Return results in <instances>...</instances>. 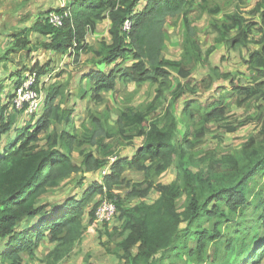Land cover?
I'll return each instance as SVG.
<instances>
[{"label": "trees", "instance_id": "obj_1", "mask_svg": "<svg viewBox=\"0 0 264 264\" xmlns=\"http://www.w3.org/2000/svg\"><path fill=\"white\" fill-rule=\"evenodd\" d=\"M138 1L70 0L44 12L62 15L61 27L52 26L44 17L13 35L7 51L30 53L43 48L68 53L74 61L91 53V68L83 74L89 83L83 92L87 96L91 88V96L99 103L104 101L103 92L117 90L118 81L148 84L155 92L151 100L137 105L127 97L114 124L108 109L89 111L88 125L82 123L81 130L73 131L66 128L72 125L73 111L61 106L66 91L61 82L44 88L42 109L33 125L14 126L18 111L4 117L5 106L0 107V138L12 129L15 132L0 151V241L6 240L1 256L9 264H34L36 248L46 235L50 242H57L48 252L53 258L46 263L56 264L79 241L86 210L94 220L100 201L97 197L114 202L121 232L127 231L110 251L124 264H159L169 252L173 258L166 264H260L264 260V0L257 1L249 12L258 21L244 17L237 9L226 12L222 22L211 20L214 41L230 49L247 47L252 30L261 23L263 26L257 28L261 50L243 56L253 72L251 83L232 84L228 80L231 88L227 91L238 107L255 108L253 119L258 128L236 148L205 150L197 147L210 124L225 121L229 105L222 98L208 103L192 98L183 101L181 118L186 129L181 141L176 140L175 108L184 94L193 92L192 69L214 49L201 50L192 13L200 9L216 15L221 9L207 6L206 0H146L136 8ZM127 18L132 23L125 33L122 24ZM103 19L110 23L109 41L89 44L88 32ZM169 19L182 23L179 60L163 55ZM31 31L45 39L32 42ZM128 56L132 61L125 63ZM114 63L105 71L95 67ZM28 69L35 72V89L40 92L38 81L46 73L44 66L35 62ZM229 75L220 76L228 79ZM20 81L16 80L15 88ZM36 114L27 116L35 118ZM224 123L220 127L233 132L244 121ZM41 135L46 139L44 145L40 144ZM135 137L141 139L136 147L131 143ZM116 145H129L134 151L109 163ZM85 146L94 149L86 150ZM73 151L82 157L79 163L73 162ZM108 164L102 180L87 185L80 195L57 203L40 202L42 195L57 189L72 174L81 173L85 178ZM172 167L176 178L161 183L159 177ZM126 169L141 178L126 179ZM118 184L127 187L126 198L111 191ZM152 191L158 192L152 203L142 200ZM131 198L140 201L131 204ZM21 252L30 262H22Z\"/></svg>", "mask_w": 264, "mask_h": 264}, {"label": "rangeland", "instance_id": "obj_2", "mask_svg": "<svg viewBox=\"0 0 264 264\" xmlns=\"http://www.w3.org/2000/svg\"><path fill=\"white\" fill-rule=\"evenodd\" d=\"M69 1L70 0H0V35H2L3 39L9 41L10 38L7 36L9 32L18 28L30 27L35 21L40 20L47 15L44 13L47 8L50 6H55L56 8L69 3ZM257 1L259 0H206L207 6L212 7L217 5L220 7L221 12L216 15H210L208 12H201L200 9H197L192 13L193 18L196 20L195 25L199 31L198 38L201 50L204 53L211 46H213L214 49L203 63L197 64L191 71V78L194 81L192 83L193 92L184 94V96L177 102L175 108V115L178 122L176 133L177 141L182 140L183 132L186 129L181 118V110L183 107L182 101L189 97L203 103H208L213 99L222 98L223 102L229 105V112L226 115L227 117L225 121H218L210 124L209 131H207L203 142L197 147V149L205 150L215 147H219L220 149L236 148L244 142L250 133L258 128L257 122L253 119L255 108L247 105L238 107L234 103V98L228 95L227 91L231 88V84L228 80H230L232 84L246 85L251 83L253 72L249 70L244 63L243 56L247 57V53L251 50H261V43H258L261 32H259L257 28L258 26H263V23L256 26V29L252 30L250 35L252 41L247 47H241L240 49H230L223 43L217 44L214 41L216 32L210 27L211 20L214 19L218 23L222 22L225 20L224 14L226 12H231L234 9L241 12L244 17L258 21L259 18L256 15L253 16L249 14V12L255 7ZM145 3L146 0H139L136 8L142 7ZM109 26L110 23L108 19L101 20L97 24L95 30L88 32L86 41L93 45L101 39L109 41ZM166 26L168 30V39L166 40V49L164 50L163 55L166 59L179 60L181 56L182 23L180 20L175 21L169 19ZM39 37L40 39H38ZM29 38L32 42L43 41V39H45L33 31L30 33ZM9 45V43L7 45H2V42L0 41V54L3 53ZM91 57H93L91 53L81 54L78 60L74 61L73 57H70L68 53H52L50 50L41 48L37 50L35 49L30 53L19 51V53L13 55V61L17 63L18 66L20 65L19 71L26 68V70L19 74L20 82L24 81L23 78L30 79L34 76L28 75L30 72L28 68H32V65L35 62L39 63L40 66H44L46 70V73L43 74L38 81L40 100L37 101V107L40 106V108L36 117L33 118L25 115H17L14 126L22 125L26 122L31 123L32 125L34 124L42 109L44 88L54 82L66 84V91L61 106L64 108H70L73 111L72 125L66 127L72 131L81 130L82 123L88 125L87 117L89 111L101 112L104 109H108L110 113V123L114 124L118 111L126 105L125 99L127 97L130 96V102L133 105H137L144 100L152 99L155 92L154 86L150 87L148 84L136 85L135 83H126L122 81H118L116 91L102 93L104 101L101 103L91 96V88L88 91V95L84 96L83 91L87 87L89 81L83 76V74L85 72L87 73V70L91 68L89 67L91 64ZM124 61L125 63H130L132 58L128 56ZM115 63L110 67L103 64L95 65V67L99 71H105L112 68ZM23 64L25 66H22ZM226 73L230 74L227 77L228 79L220 76L221 74ZM7 76L8 74H6V77ZM14 79V76H11V80L13 81ZM4 88L11 91L12 84H10L9 81L5 82ZM0 102L2 101L0 100ZM239 121H244V124L240 125L238 129L233 132L224 131L223 128L220 127V125L226 124L224 122L234 124ZM14 135L15 132L13 129L11 132L3 134L0 140V146L5 143V140H12ZM42 138L43 135H41L40 144L44 145L46 139ZM140 142L141 139L135 137L132 139L131 143L136 147ZM85 148L86 150H89L90 148L94 149V147L89 146H85ZM133 151V148L129 145H116V148L109 157V163L113 162L118 156H123L125 154L129 156ZM71 158L73 162L79 163L82 157L78 151H73ZM192 169L196 170L195 167H192ZM108 170L106 172H108ZM176 172V169L173 167L167 169L159 177V181L165 184L172 182L176 178ZM123 175L126 179H134L136 177L141 178L140 174H135L129 169L124 170ZM103 176L102 169L97 172L87 173L85 178L81 173L72 174V176L62 182L57 189L49 190L42 195L40 197V202L57 203L67 196L80 195L87 185L92 182L101 181ZM111 191L122 198H126L128 189L124 184H118L114 185ZM157 197L158 192L152 191L142 200L147 203H152ZM97 198V200H102L104 198L108 199L106 197ZM130 201L131 204H134L140 201V199L131 198ZM82 223L83 229L79 241L76 242L69 252L60 258L56 264H124L116 253L110 252L115 250V244L127 234V231H125L124 234L121 232V221L117 216L109 223H101L94 220L91 221L86 210L85 214L82 216ZM21 225L18 230H20ZM48 239L49 237L45 236L39 242L35 251L36 257L32 261L34 264H47L46 262L53 258L52 256H48V252L51 251L50 248L52 246H56L57 242H49ZM3 243L4 244L0 246V264H9L8 261L2 260L1 255L6 250V240H4ZM132 252L135 253V248L132 249ZM20 255L22 262H30L25 253L21 252ZM172 258L173 253L169 252L163 257V260H161L159 264H166ZM260 264H264V260Z\"/></svg>", "mask_w": 264, "mask_h": 264}, {"label": "built area", "instance_id": "obj_3", "mask_svg": "<svg viewBox=\"0 0 264 264\" xmlns=\"http://www.w3.org/2000/svg\"><path fill=\"white\" fill-rule=\"evenodd\" d=\"M49 24L55 27H61L63 24V16L53 11L48 12L45 16ZM131 19L127 18L122 24V31L128 33L131 28ZM27 75V74H26ZM28 75H34L30 79L23 78V82L15 89L12 96L8 99L10 107L17 111H22L24 114L35 113L39 111L40 106L37 107V101L40 100V92L35 89V72H29ZM2 106L0 102V107ZM108 169H102L105 175ZM117 210L113 201L109 199H102L94 211V221L101 223H109L116 217Z\"/></svg>", "mask_w": 264, "mask_h": 264}, {"label": "crops", "instance_id": "obj_4", "mask_svg": "<svg viewBox=\"0 0 264 264\" xmlns=\"http://www.w3.org/2000/svg\"><path fill=\"white\" fill-rule=\"evenodd\" d=\"M51 8H55V6H50L49 8H47L46 9V11L47 10H49V9H51ZM141 8V7H140ZM46 11H44V12H46ZM24 18V17H23ZM34 24V23H33ZM32 24V25H33ZM31 25V26H32ZM30 26V27H31ZM23 28H29V27H23ZM23 28H18V29H16V30H14V31H12V32H9V34H7V36L10 38V40H11V43H12V38H13V35L14 34H16V33H18V32H20ZM32 32V31H31ZM30 32V33H31ZM34 32V31H33ZM36 33V32H35ZM37 34V33H36ZM30 35V34H29ZM38 35V34H37ZM40 36V35H39ZM41 37H43V36H41ZM38 39H40V37L38 38ZM10 40L9 41H7V40H5V39H3V37H2V35H0V41L2 42V45H7L8 43L11 45V43H10ZM9 45V46H10ZM7 49H8V47L6 48V50L3 52V53H1L0 54V100L2 101L1 103H2V105L3 106H5V108H4V110H3V114H4V117H7V116H9V115H11L10 113H12V112H15V110H13V109H11L10 108V106H9V103H8V99H9V97H10V95L11 94H13V92L15 91V82H16V80H18V78H19V74H21L22 73V71H24V70H21V71H19V69H20V65L18 66V64L17 63H15L14 61H13V59H12V56L13 55H15V54H17V53H19V51L18 52H12V51H7ZM40 49V48H39ZM41 49H43V48H41ZM21 51H24V50H21ZM32 52V51H31ZM50 52H52V53H54V51H50ZM56 53V52H55ZM22 66H25L24 64L22 65ZM89 70V69H88ZM87 70V71H88ZM6 74H8V76L6 77ZM11 76H14V80L12 81L11 80ZM10 82V84H12V90L11 91H9V90H6L5 88H4V86H5V82ZM2 91V92H1ZM42 97V96H41ZM183 97V96H182ZM187 99H190V97L189 98H186V99H184L183 101H185V100H187ZM182 101V102H183ZM11 109V110H10ZM17 111V110H16ZM18 112H20V114L18 113ZM18 112H16L18 115H20V116H27V114H24L22 111H18ZM37 115V114H36ZM0 140H1V138H0ZM6 141V140H5ZM0 143H1V141H0ZM2 145V144H1ZM0 151H1V146H0ZM47 236V235H46ZM45 237V236H44ZM49 240V239H48ZM43 241H44V239H43ZM4 241H0V246L1 245H3L4 243H3ZM50 242V241H49ZM50 244H52V243H50ZM54 244V243H53ZM55 246H52L51 248H50V250H52L53 248H54Z\"/></svg>", "mask_w": 264, "mask_h": 264}, {"label": "clouds", "instance_id": "obj_5", "mask_svg": "<svg viewBox=\"0 0 264 264\" xmlns=\"http://www.w3.org/2000/svg\"><path fill=\"white\" fill-rule=\"evenodd\" d=\"M106 168L108 169L109 168V165Z\"/></svg>", "mask_w": 264, "mask_h": 264}]
</instances>
